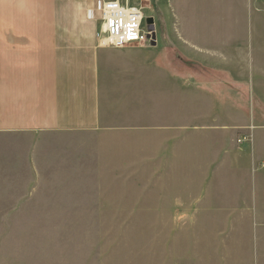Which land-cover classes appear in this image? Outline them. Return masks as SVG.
<instances>
[{"label": "crops", "instance_id": "crops-1", "mask_svg": "<svg viewBox=\"0 0 264 264\" xmlns=\"http://www.w3.org/2000/svg\"><path fill=\"white\" fill-rule=\"evenodd\" d=\"M89 8L86 0H0V208H115L114 194L127 201L131 177L123 164L100 162L128 160L133 142L187 145V168L158 170L188 178L158 185L171 247L181 241L189 264H264V26L248 34L217 24L202 41L188 36L198 49L190 61L209 72L185 84L167 75L169 85L158 86V67L135 82L137 68H111L109 59L125 52L100 45ZM168 87L162 98L171 102L156 101L154 112L164 106L170 121L132 125L131 90L158 98Z\"/></svg>", "mask_w": 264, "mask_h": 264}, {"label": "rangeland", "instance_id": "rangeland-1", "mask_svg": "<svg viewBox=\"0 0 264 264\" xmlns=\"http://www.w3.org/2000/svg\"><path fill=\"white\" fill-rule=\"evenodd\" d=\"M129 1L133 6L144 8L147 18L154 19L159 36L155 47L136 44L121 49L111 47L113 52H125L109 59L111 68L126 63L139 70L133 75L132 82L138 80L145 68L148 73L141 75L150 74L148 67H158V86L169 85L167 75L184 84L187 77L193 76L203 82V74L209 70L204 72L203 65H194L190 61L188 55L198 49L187 42L188 36L202 41L204 29H212L217 24L232 28L240 26L248 34L264 26V0ZM86 2L90 6V18L97 22L100 31V0ZM192 28L200 31L188 32ZM246 43L251 46L252 39L247 37ZM113 73L119 80L124 77L121 71ZM127 77L130 79V75ZM131 92L136 95L128 114L132 125H157L156 117L158 124L170 121L171 114L162 110L164 106L154 112L156 101L157 104L171 102L162 98L164 93L171 94L170 88L158 89V98L154 93L148 96L147 92L145 99L139 96L138 90ZM243 92L245 107L249 98L244 89ZM117 115L121 119V114ZM147 136L149 140L150 134ZM164 139L159 133L158 140L162 142ZM130 147L128 160L100 162L103 169L112 167L111 164L116 163V168L123 164L131 177L127 201L123 203L124 199L119 200L114 194L115 208L94 210L86 207L79 210L73 206H42L23 208L18 212L0 208V264H189L191 260L182 256L181 241L171 247L173 227L170 218H158V185L182 186L188 181L183 176L158 177V170L171 168L177 172L187 168V145L133 142ZM155 153L158 155L154 156ZM191 162L197 166L202 164V161ZM165 199L168 198L162 200ZM161 220L165 223H158Z\"/></svg>", "mask_w": 264, "mask_h": 264}, {"label": "built area", "instance_id": "built-area-1", "mask_svg": "<svg viewBox=\"0 0 264 264\" xmlns=\"http://www.w3.org/2000/svg\"><path fill=\"white\" fill-rule=\"evenodd\" d=\"M101 21L100 45L112 48H124L131 45L155 47L159 43V36L154 26L146 22L145 9L131 5L129 0H100ZM250 141L251 136H243L238 143Z\"/></svg>", "mask_w": 264, "mask_h": 264}, {"label": "water", "instance_id": "water-1", "mask_svg": "<svg viewBox=\"0 0 264 264\" xmlns=\"http://www.w3.org/2000/svg\"><path fill=\"white\" fill-rule=\"evenodd\" d=\"M146 22L150 26V30H154V26H152L154 19L153 18H147Z\"/></svg>", "mask_w": 264, "mask_h": 264}, {"label": "bare ground", "instance_id": "bare-ground-1", "mask_svg": "<svg viewBox=\"0 0 264 264\" xmlns=\"http://www.w3.org/2000/svg\"><path fill=\"white\" fill-rule=\"evenodd\" d=\"M154 23V22H153ZM153 25V24H152ZM154 25H155V23H154Z\"/></svg>", "mask_w": 264, "mask_h": 264}, {"label": "trees", "instance_id": "trees-1", "mask_svg": "<svg viewBox=\"0 0 264 264\" xmlns=\"http://www.w3.org/2000/svg\"><path fill=\"white\" fill-rule=\"evenodd\" d=\"M155 1V0H154Z\"/></svg>", "mask_w": 264, "mask_h": 264}]
</instances>
